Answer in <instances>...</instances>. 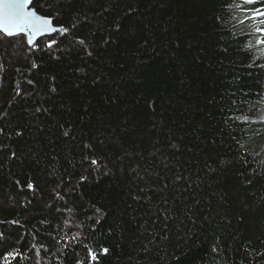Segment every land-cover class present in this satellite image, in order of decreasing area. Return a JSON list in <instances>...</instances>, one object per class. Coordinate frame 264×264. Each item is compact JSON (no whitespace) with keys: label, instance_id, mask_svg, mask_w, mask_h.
Instances as JSON below:
<instances>
[{"label":"trees","instance_id":"16d2710c","mask_svg":"<svg viewBox=\"0 0 264 264\" xmlns=\"http://www.w3.org/2000/svg\"><path fill=\"white\" fill-rule=\"evenodd\" d=\"M31 7L69 32H0V264H264V0Z\"/></svg>","mask_w":264,"mask_h":264},{"label":"snow or ice","instance_id":"6c2138e0","mask_svg":"<svg viewBox=\"0 0 264 264\" xmlns=\"http://www.w3.org/2000/svg\"><path fill=\"white\" fill-rule=\"evenodd\" d=\"M242 2L250 4L253 2V0H242ZM31 3L32 0H0V32L8 36L21 32H27L29 35V41H28L29 44H32L33 38L38 35L50 34L55 32H59L61 35H63L69 32V28L67 27H63V26H60L59 28L53 27L51 18L38 15L34 9L29 8V5ZM229 7H240V5L238 4L229 5ZM247 20L258 21L257 25L254 28V33L257 34L258 36V38L256 39V45L257 46L264 45V10L261 9L251 10L250 15L245 16L244 20H241L239 22L244 23ZM55 43H56L55 40L50 41L49 47H51V45ZM78 43L84 45L85 41L83 39H79ZM247 47L252 48L253 45L249 43ZM261 54L264 55V51H262ZM88 55H91V52H89ZM33 66L35 67L36 65ZM29 83H31V81H29ZM37 111H40V109H37ZM240 118L241 117H236V119H240ZM243 119H247V117H244ZM64 135L67 136L68 132L65 131ZM13 156H15V153H13ZM96 163H97L96 160H92V164H96ZM209 171H213V169L210 166H209ZM176 179L180 180L182 179V177L177 176ZM248 182L251 183V181ZM27 187L29 189H32L33 184L29 182ZM164 203L167 204V201H164ZM95 211L99 213L100 209L97 208ZM11 223H18V221H12ZM66 223L69 222L66 221ZM78 235L79 234H77V236ZM77 236L68 237L66 238V240L67 239L76 240ZM2 237H3V233H0V238ZM167 238H168L167 235H164L163 239L166 240ZM66 246L67 244L65 243V247ZM87 251L91 259L95 261L97 257L93 249L91 247H88ZM213 251H217L215 246H213ZM103 252L107 253L108 249L107 248L103 249ZM6 255L15 258L16 256L19 255V253H7ZM5 264H7V261L5 262Z\"/></svg>","mask_w":264,"mask_h":264},{"label":"water","instance_id":"95a60500","mask_svg":"<svg viewBox=\"0 0 264 264\" xmlns=\"http://www.w3.org/2000/svg\"><path fill=\"white\" fill-rule=\"evenodd\" d=\"M32 2H33V0H32ZM31 4H32V3H31ZM31 4L29 5V8L35 10V8L31 7ZM35 11H36V10H35ZM36 12H37V11H36ZM37 14H38V15H41V14L38 13V12H37ZM42 16H43V15H42ZM51 22H52V26H53V27H57V28L60 27V26H56V25L53 23V20H52V19H51ZM55 33H57V32H55ZM55 33L38 35V36H36V37L33 38V43H32V44H29V42H28V44H29V46H33V45L36 44V42H37L41 37L48 36V35H52V34H55ZM19 35H23V36H25V37L27 38V41H29V35H28L27 32L17 33V34L11 35V36H9V37H14V36H19ZM7 36H8V35H7Z\"/></svg>","mask_w":264,"mask_h":264}]
</instances>
